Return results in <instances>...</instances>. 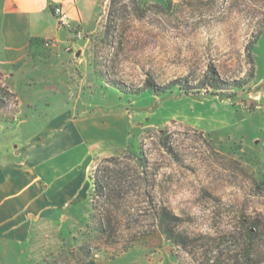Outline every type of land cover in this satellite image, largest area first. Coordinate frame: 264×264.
<instances>
[{"label":"rangeland","instance_id":"374dc122","mask_svg":"<svg viewBox=\"0 0 264 264\" xmlns=\"http://www.w3.org/2000/svg\"><path fill=\"white\" fill-rule=\"evenodd\" d=\"M89 1L63 46L83 59L52 61L47 86L77 114L128 115L125 145L90 166L103 193L0 264H264V0ZM7 93L0 155L42 121L19 126L20 95Z\"/></svg>","mask_w":264,"mask_h":264},{"label":"crops","instance_id":"0c3cea01","mask_svg":"<svg viewBox=\"0 0 264 264\" xmlns=\"http://www.w3.org/2000/svg\"><path fill=\"white\" fill-rule=\"evenodd\" d=\"M57 4L69 14V28L59 27L53 10ZM90 4L89 0H0V81L20 95L24 118L19 126L33 116L42 120L41 128L23 138L15 153L6 150L0 155V253L8 259L13 255L11 245L29 243L42 223L50 225L71 207L86 205L93 190L89 169L94 158L125 145L128 115L77 114L75 105L71 108L67 100L52 97L47 86L54 79L52 61L65 68L63 56L83 59L81 49L67 47L64 53L63 46L67 31L86 20L84 8ZM48 39L57 40L58 46L45 49ZM34 78L42 85L37 89L29 86ZM59 100L65 109L56 113ZM39 102L44 107L32 114Z\"/></svg>","mask_w":264,"mask_h":264},{"label":"trees","instance_id":"16d2710c","mask_svg":"<svg viewBox=\"0 0 264 264\" xmlns=\"http://www.w3.org/2000/svg\"><path fill=\"white\" fill-rule=\"evenodd\" d=\"M54 7L55 6H53V10H54ZM209 72L210 73L208 74V76L206 78L207 85H210V86H212L214 88H218L219 85H220L219 82L221 80L220 77L218 76L217 72L214 69H210ZM180 82L181 81L173 82L172 83L173 84L172 86L178 84L182 90H185V93L187 95L193 94L192 93L193 91L190 92L188 89H186V87L184 86V84H180ZM147 88L149 90H151V91H154L157 94L166 92V90H167L166 88L158 87V85L154 81H152L151 79H148V81H147ZM7 92H8V90L5 89V87H3V85L0 83V105H3V103H4V101H3L4 99H3L2 95L3 94H8ZM92 181H93V185H94V190L92 192V195H98L100 193H103L102 184L98 181V179H95V180H92Z\"/></svg>","mask_w":264,"mask_h":264},{"label":"built area","instance_id":"2783aa9c","mask_svg":"<svg viewBox=\"0 0 264 264\" xmlns=\"http://www.w3.org/2000/svg\"><path fill=\"white\" fill-rule=\"evenodd\" d=\"M54 13L56 15V19L58 21L59 27L62 28H69L71 26L70 16L69 14L64 10L63 6L60 4L55 5L54 7ZM57 43V40L55 39H48L46 41V46H52Z\"/></svg>","mask_w":264,"mask_h":264},{"label":"water","instance_id":"95a60500","mask_svg":"<svg viewBox=\"0 0 264 264\" xmlns=\"http://www.w3.org/2000/svg\"><path fill=\"white\" fill-rule=\"evenodd\" d=\"M71 51H73V49H71ZM80 53H81V51H78V52H77V55H80Z\"/></svg>","mask_w":264,"mask_h":264}]
</instances>
